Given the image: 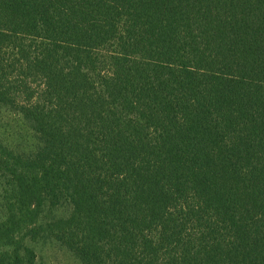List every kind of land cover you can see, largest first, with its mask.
Listing matches in <instances>:
<instances>
[{
    "label": "trees",
    "instance_id": "trees-1",
    "mask_svg": "<svg viewBox=\"0 0 264 264\" xmlns=\"http://www.w3.org/2000/svg\"><path fill=\"white\" fill-rule=\"evenodd\" d=\"M0 264H264V0H0Z\"/></svg>",
    "mask_w": 264,
    "mask_h": 264
},
{
    "label": "rangeland",
    "instance_id": "rangeland-1",
    "mask_svg": "<svg viewBox=\"0 0 264 264\" xmlns=\"http://www.w3.org/2000/svg\"><path fill=\"white\" fill-rule=\"evenodd\" d=\"M0 133L5 141L15 146L33 143L30 130L24 124L22 117L16 113L0 111ZM36 250L39 255V264H79L68 251L52 242L38 245Z\"/></svg>",
    "mask_w": 264,
    "mask_h": 264
}]
</instances>
